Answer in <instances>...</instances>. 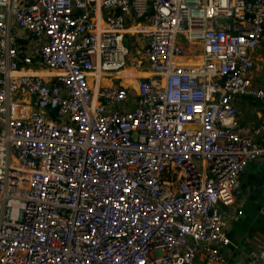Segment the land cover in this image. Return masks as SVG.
<instances>
[{
    "label": "built area",
    "instance_id": "2783aa9c",
    "mask_svg": "<svg viewBox=\"0 0 264 264\" xmlns=\"http://www.w3.org/2000/svg\"><path fill=\"white\" fill-rule=\"evenodd\" d=\"M263 38L264 0H0V264L223 263Z\"/></svg>",
    "mask_w": 264,
    "mask_h": 264
},
{
    "label": "crops",
    "instance_id": "0c3cea01",
    "mask_svg": "<svg viewBox=\"0 0 264 264\" xmlns=\"http://www.w3.org/2000/svg\"><path fill=\"white\" fill-rule=\"evenodd\" d=\"M139 24V26L132 27L134 22L130 23L129 27L132 33L146 29L143 24ZM135 36H140L137 37L140 38L138 45L143 47L145 44L144 36ZM253 59L256 66L249 77L255 89H264V38L259 49L253 54ZM133 71H136V69L127 68L121 75L128 76ZM138 73L139 76H150L148 72L139 71ZM111 83H113L112 79H109L105 84L111 85ZM236 105L239 111L237 125L242 134L252 132L263 123L264 109L259 102L251 97H244L238 98ZM258 141H264V134L261 135ZM240 191L241 195L235 199L231 206H221L232 246L221 249L223 263L219 262L216 264H253L264 258L263 159H258L251 163L243 173L240 179ZM202 261L203 257H201L199 264Z\"/></svg>",
    "mask_w": 264,
    "mask_h": 264
},
{
    "label": "rangeland",
    "instance_id": "374dc122",
    "mask_svg": "<svg viewBox=\"0 0 264 264\" xmlns=\"http://www.w3.org/2000/svg\"><path fill=\"white\" fill-rule=\"evenodd\" d=\"M137 37H140V36H137ZM135 38L133 41V43H130V42H127L126 43V45L130 48V50H131V60L130 61H135V63H132V62H130L129 63V66L127 67V68H135L136 69V76L137 77H139V78H146V76L147 75H142V76H139V71L140 72H145V70L142 68V67H140V68H137L138 67V65H139V63H141L142 62V59L140 58V54H139V52H140V50H141V47H142V45H138V41L140 40V38ZM193 55H196L195 53H193V52H186V58H193ZM187 56H190V57H187ZM191 60V59H190ZM189 60V61H190ZM201 59L200 58H198V59H196L195 61H196V63H198L199 61H200ZM194 62V61H193ZM132 71V70H131ZM135 75V72H131V73H129L128 74V76H130V75ZM123 76H125V75H123Z\"/></svg>",
    "mask_w": 264,
    "mask_h": 264
},
{
    "label": "water",
    "instance_id": "95a60500",
    "mask_svg": "<svg viewBox=\"0 0 264 264\" xmlns=\"http://www.w3.org/2000/svg\"><path fill=\"white\" fill-rule=\"evenodd\" d=\"M253 264H264V258H261L259 261H257L256 263Z\"/></svg>",
    "mask_w": 264,
    "mask_h": 264
},
{
    "label": "bare ground",
    "instance_id": "6f19581e",
    "mask_svg": "<svg viewBox=\"0 0 264 264\" xmlns=\"http://www.w3.org/2000/svg\"><path fill=\"white\" fill-rule=\"evenodd\" d=\"M187 57H190V56H187ZM190 59H192V58H185L184 62H190V63H192L193 61H188V60H190ZM194 63H195V62H194Z\"/></svg>",
    "mask_w": 264,
    "mask_h": 264
}]
</instances>
